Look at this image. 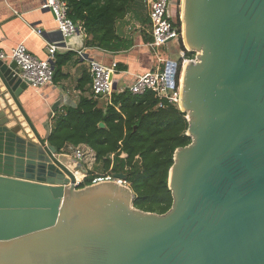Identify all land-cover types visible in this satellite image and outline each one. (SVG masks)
<instances>
[{
    "label": "water",
    "instance_id": "obj_1",
    "mask_svg": "<svg viewBox=\"0 0 264 264\" xmlns=\"http://www.w3.org/2000/svg\"><path fill=\"white\" fill-rule=\"evenodd\" d=\"M180 22L196 59L180 85L191 141L164 214L115 182L79 188L82 163L39 135L28 86L0 60V264H264V0H182Z\"/></svg>",
    "mask_w": 264,
    "mask_h": 264
},
{
    "label": "trees",
    "instance_id": "obj_2",
    "mask_svg": "<svg viewBox=\"0 0 264 264\" xmlns=\"http://www.w3.org/2000/svg\"><path fill=\"white\" fill-rule=\"evenodd\" d=\"M61 1L67 5L68 18L90 38L86 43L89 47L111 53L131 47L130 41L117 35L116 24L126 17L136 0ZM180 51L184 52L181 41ZM72 57L71 53L55 57L54 82L64 78L61 68ZM90 83L89 75L83 74L77 89ZM100 123L104 128H99ZM187 129L186 114L155 98L153 93L133 96L128 91H113L104 107L98 101L81 97L76 107L57 110L47 142L57 154H68L69 148L82 150L86 176L79 188L91 185L97 176L123 174L134 194L135 209L164 214L172 205L168 173L174 152L191 141ZM86 150L92 154L93 169L87 166Z\"/></svg>",
    "mask_w": 264,
    "mask_h": 264
},
{
    "label": "crops",
    "instance_id": "obj_3",
    "mask_svg": "<svg viewBox=\"0 0 264 264\" xmlns=\"http://www.w3.org/2000/svg\"><path fill=\"white\" fill-rule=\"evenodd\" d=\"M148 1L136 0L126 17L117 22V35L130 41L132 45L126 51L111 53L89 47L86 43L90 38L82 30L62 41L52 13L42 8L44 0H0V52L9 53L23 43L40 60L47 57L46 46L51 44L58 46L55 57L73 54L61 68L64 78L39 89L28 87L19 98L27 117L43 139H47L55 114L50 118V109L58 99H63L58 109L61 111L64 107H76L81 97L89 96V85L82 90L77 89V81L83 74H88L86 62L77 59L78 51H82L88 59L107 67L113 63L121 65L120 70L117 68L114 80L116 92L132 84L136 76L162 68L155 65L148 47L151 39ZM33 28L41 30L42 34L37 35ZM179 52L178 47V56ZM98 102L100 107L105 106L104 100L99 99ZM71 165L72 168L75 166L74 163Z\"/></svg>",
    "mask_w": 264,
    "mask_h": 264
},
{
    "label": "built area",
    "instance_id": "obj_4",
    "mask_svg": "<svg viewBox=\"0 0 264 264\" xmlns=\"http://www.w3.org/2000/svg\"><path fill=\"white\" fill-rule=\"evenodd\" d=\"M171 3L172 0L148 1V18L152 38V42L148 44L149 48H161L170 42L178 43L181 41L182 44L180 16V24L178 26L172 12ZM42 8L53 14L62 41L81 30L68 18L67 5L61 0H44ZM32 30L37 35L42 34L41 30L37 28H33ZM183 48L184 52H179L180 55L177 60H163L159 58L158 62L164 64L161 69L136 76L132 84L122 88L118 93L128 91L133 96H139L145 92H151L155 98L166 101L168 104L180 109L182 70L188 62L196 60L194 53H192V56H187L186 53L190 52L184 46ZM57 49V45H47V57L44 60H40L34 57L23 43H20L11 49L9 53L0 52V60L15 62L19 70L18 77L21 81L26 83L31 89H39L53 84L55 53ZM76 54L77 59L86 62L88 75L91 79L88 98L95 101L99 99L104 100L106 106L114 91V76L118 72L117 65L113 63L107 67L97 61L88 59L82 51H78ZM67 152L71 153L69 157L82 163L83 152L81 149L69 148ZM82 181L83 179L76 184L79 186ZM103 182H115L118 185L129 187L125 180L115 179L110 174L95 177L91 185Z\"/></svg>",
    "mask_w": 264,
    "mask_h": 264
},
{
    "label": "rangeland",
    "instance_id": "obj_5",
    "mask_svg": "<svg viewBox=\"0 0 264 264\" xmlns=\"http://www.w3.org/2000/svg\"><path fill=\"white\" fill-rule=\"evenodd\" d=\"M181 1L182 0H172V3H171V7H172V12H173V15L175 17V20H179V16L181 14ZM149 27H150V23H149ZM152 42V38L150 39V43ZM149 43V44H150ZM178 47H179V50H180V42L178 43H175V42H170L168 45L166 46H163L161 48H149V50L151 51V54L154 58V61H155V65L156 66H164L163 63H159L158 62V59H167V58H171V59H178L179 56L177 53L178 51ZM116 79V77L114 76V80ZM115 89H117L116 85H115ZM68 154L66 155H71L70 152H67ZM92 154H90V151L89 150H86L85 151V158L87 160V166H89L90 169H93L94 167V163L92 161ZM83 165V168L86 169L85 165L82 163Z\"/></svg>",
    "mask_w": 264,
    "mask_h": 264
},
{
    "label": "bare ground",
    "instance_id": "obj_6",
    "mask_svg": "<svg viewBox=\"0 0 264 264\" xmlns=\"http://www.w3.org/2000/svg\"><path fill=\"white\" fill-rule=\"evenodd\" d=\"M83 175H84V174H81L79 171L76 172V174H75L76 179H77L78 181L82 179Z\"/></svg>",
    "mask_w": 264,
    "mask_h": 264
}]
</instances>
